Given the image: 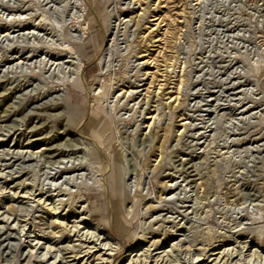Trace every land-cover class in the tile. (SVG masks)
Returning <instances> with one entry per match:
<instances>
[{"label":"rangeland","instance_id":"374dc122","mask_svg":"<svg viewBox=\"0 0 264 264\" xmlns=\"http://www.w3.org/2000/svg\"><path fill=\"white\" fill-rule=\"evenodd\" d=\"M0 264H264V0H0Z\"/></svg>","mask_w":264,"mask_h":264},{"label":"bare ground","instance_id":"6f19581e","mask_svg":"<svg viewBox=\"0 0 264 264\" xmlns=\"http://www.w3.org/2000/svg\"><path fill=\"white\" fill-rule=\"evenodd\" d=\"M99 135V134H98ZM89 254V253H88ZM51 256H53L52 254H51ZM55 256V255H54ZM76 258H78L76 255H74V259H76ZM203 260V259H202ZM201 258H200V260H198V263H200L201 261ZM54 261V260H53ZM67 262V261H66Z\"/></svg>","mask_w":264,"mask_h":264}]
</instances>
